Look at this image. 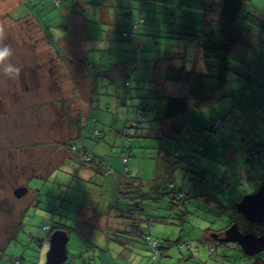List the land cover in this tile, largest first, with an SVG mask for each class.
<instances>
[{"label": "rangeland", "instance_id": "obj_1", "mask_svg": "<svg viewBox=\"0 0 264 264\" xmlns=\"http://www.w3.org/2000/svg\"><path fill=\"white\" fill-rule=\"evenodd\" d=\"M87 1L88 8L82 15L83 20L82 16L74 18L81 30H74L66 19L57 14V9L55 13L51 12L48 9L50 1L47 0L43 1L41 10L34 8L38 1L29 5L30 12H34L29 13L31 17H23L26 13L23 3L7 15L0 11V28L3 29L0 33V50L6 48L9 53L0 62V264H44L49 246L45 227L53 222L74 228L68 238L70 254L65 264H264L262 253L235 257L233 252L239 246L236 242L208 237L212 239L210 242H217L221 246L210 252L209 243L199 241L202 231L209 226L203 224V217L207 221L216 219L210 224L213 229L223 226L226 217L234 219L242 229L249 228L248 223L231 204L234 200L256 191L262 183L264 30L249 26L242 15L248 10L264 19V0H250L245 5L238 23L244 30L254 32V36L248 39L251 46L239 48L232 53L234 69L228 72L227 81L220 89L217 99L207 107L192 110L186 116L185 128L179 135L180 138L172 139L168 134L156 139L132 138L130 134L133 129H130L129 136L124 141L121 136L116 140L114 136L117 132L115 130H122L126 125L127 107L123 104L125 98L129 102L142 101L139 105L135 103L134 107L129 105V115L133 113L132 107L136 110L142 104L150 106V119L143 127L152 125V128H156L160 124L157 112L165 104L166 95L164 89L162 92L156 90L157 82L150 79L153 72L150 58L169 48L171 53L183 51L192 60L197 43L194 40L169 38L168 35L166 38L157 39L159 51L151 45L152 57H147L150 46L145 48L141 52L147 58L144 61L145 68L137 72L144 73L141 80L144 79L146 88L138 96L131 94L124 85L131 59L130 39L133 40L136 32L139 37L147 36L143 35L147 32L141 18L147 16L145 9L148 3L142 0H121L119 15L114 11L113 15H102L99 0ZM180 1L184 11L181 18L176 17L177 25L168 22L170 34L181 32L187 25L198 29L201 24L200 16L190 14L187 9L204 8L202 2L207 0ZM219 1L214 0V3ZM128 2L130 6L127 5ZM13 3L0 0V4L7 6L5 10ZM0 9L3 8L0 6ZM19 16L22 17L20 21H15ZM157 19L163 18L159 15ZM15 23H19L20 27L16 28ZM83 24L86 27L84 46ZM123 30L129 31L125 37L120 35ZM44 35L50 39L48 45ZM63 36L66 38L62 39ZM58 39L68 41L70 49L65 51ZM164 42L167 44L164 45ZM115 43L121 49L120 58L115 53L118 47L112 46ZM74 50L82 51L87 62L86 72L97 80L93 102L96 108L90 110L82 141L77 138L75 145L78 149L74 148L64 156L60 154L66 148L61 149L59 143L62 145L66 141L67 129L63 125L61 110H67L69 105L72 108L78 107L82 100V85L76 86L77 81L74 84L73 77L69 76L67 81L63 75L74 71L71 67L75 62L72 60L82 61L80 54L73 52ZM119 60L127 70L125 73L123 70L120 76L119 70L113 75L111 73L120 64L117 63ZM9 66L23 71V79L18 71L6 72L5 69ZM133 80L131 87L138 79ZM58 83L62 88H58ZM73 84L79 90L78 96L68 98ZM27 86L30 89L24 91ZM159 87L161 86L157 88ZM19 89L21 92H16ZM42 90L47 91L45 96ZM36 92L38 93L35 97H31ZM127 92L129 95L125 96ZM60 95H63L62 98L66 96L69 102L65 101L63 104ZM2 99L5 101L2 102ZM40 100L45 103L39 104ZM85 103L82 100V107H88ZM66 115L69 116L68 111ZM92 118H98L99 121L105 118L107 125L95 127L96 122ZM95 128L98 134H94ZM70 131L73 136L75 129L71 128ZM82 145L92 156L101 158L109 171L114 170V175L93 171L83 165L79 153ZM128 147L133 154L124 161L122 156L129 152ZM160 148L165 150L160 153ZM164 154L175 157L168 162ZM186 156L195 165L186 160ZM128 171L142 181L143 190H149L152 183H157L163 188L162 191L168 193L163 199L145 202V212L153 218L147 228V223L142 224L145 233L158 239L169 238L173 241L180 238L179 240L186 243L184 247L173 244L168 247L165 255L158 258L143 239L132 242L128 234L106 229L108 224L112 226L111 223L121 228V219L112 217L107 222V218L93 215L90 211L89 207L93 205L97 206L98 212H108V204L115 202L120 188L117 183L123 180ZM167 183L189 195L184 203L188 211L187 221L182 225L161 221L155 217L169 213L170 201L177 203L179 208L181 206L172 187ZM20 185L26 186L28 190L23 196L16 197L13 190ZM209 195L218 199L219 210L226 208L224 216L217 213L219 210L216 200L211 201L213 209L208 210L202 204H208L206 196ZM82 205L89 209L83 211V217L87 219L85 222H82ZM160 206L165 207L159 208ZM176 211L179 212L178 209ZM256 224L264 227V222ZM11 234L15 237L8 239ZM108 236L114 240L108 239ZM187 243H190L191 248ZM83 250L85 251L82 253ZM223 251L229 257L224 256ZM240 253H243L242 250Z\"/></svg>", "mask_w": 264, "mask_h": 264}, {"label": "trees", "instance_id": "obj_2", "mask_svg": "<svg viewBox=\"0 0 264 264\" xmlns=\"http://www.w3.org/2000/svg\"><path fill=\"white\" fill-rule=\"evenodd\" d=\"M249 1L250 0H220L218 3H214V0L213 2L207 0L202 2L204 8H196L192 10L187 9V11H190V14H197L200 16L201 24L199 28L194 29L192 25H187L185 26V29L181 32H176L175 34L171 33L168 37H176L181 40H194L196 41L197 46L195 49L194 58L192 60H189L183 51H176L173 53L169 52L170 54L165 56V59L171 61L172 64L167 65L164 69L163 79L165 82L180 83L184 89V94H167L165 96V104L161 107L160 120H176L178 121L177 129L182 131V129L184 130L185 128L186 116L192 110H199L200 108L207 107L209 106V104L213 103L217 99L220 89L227 81L228 72L234 69L233 64L231 62L232 53L238 50L239 48H250L251 46V43L248 39H251L254 36V32H248V30H244L238 23V18L244 10L245 5L248 4ZM182 10L184 11V8ZM211 12H214V14L212 15ZM178 16L179 18H181L182 13L177 15L176 17ZM242 18L249 23V26L254 27L258 30H264V19L261 16L255 14L254 12L247 10L243 13ZM15 20L20 19L17 18ZM132 29H134V26H132ZM131 31L134 32V30ZM128 33V30H123L121 31V36L125 37L128 35ZM134 34V37H136L137 32ZM48 41L50 40L48 39ZM139 50L140 46L138 44L134 45V51L138 52ZM200 62L201 66L199 65ZM129 82V79H125L124 85L128 87ZM61 101L65 103V98H62ZM137 108V117L135 116L136 118L132 119L134 120V125H132L131 123L129 128H136L133 129L136 131L138 129L146 131L145 129H147L148 127L141 126V124L145 122L144 111L146 110V107L142 106ZM78 130L79 131L77 134V138H80L82 127H80V129ZM131 133L132 134L130 135L132 138L144 139L149 137V135H147V132H145L144 134H142L141 132H139L138 134L134 132ZM94 134H98V130L95 129ZM128 134L129 133L122 134L121 137L123 138V141L124 138H128ZM76 143L77 142L74 139H72L71 141L62 142V148L60 142L59 146L61 147V149L65 150L66 148L65 152L60 155L64 154L65 156L72 149H78L75 145ZM128 151L130 152L129 147ZM261 151H264V146L263 148H261ZM79 153L81 155V163L83 165H87L93 171L99 170L100 172H104L105 174L107 173L113 175L114 170L109 171L107 166L102 163V160H100L94 155L92 156L91 152L87 150L83 145L80 146ZM128 153L122 156V159L125 157V159H123L124 161H126ZM185 159L188 160L190 163H193L190 159H188V156H186ZM193 164L195 165V163ZM31 175L34 176L35 173H31ZM118 185L120 186V188L117 191V197L115 198V202L113 204H108V212H98L97 206L92 205L89 207L90 211L96 214V216L107 218V222L111 221L110 218L112 217L121 219V228H119V226L115 227L111 223V227L109 224L107 225V230L109 229L113 232L128 234V237L132 238V240L130 241L139 242L140 239H143V241L149 244L150 248L154 251L153 255H157L158 258L165 255L168 247L173 244L178 246L182 245L183 247L185 246L186 243H183L181 240H179L180 238L172 241L169 238L158 239L156 237H153L149 233H145L144 227L142 226L143 223H147L145 225V228H147L149 224L153 221V218H151L149 213L145 212V202L147 200L157 201L159 199H163L162 197L165 198V195H168V193L162 191V187L158 186L159 188H157L158 184L152 183V187H148L149 190L145 191L142 187V181L139 178L132 176L129 171ZM169 187H172L170 183ZM155 188L156 190H154ZM172 191L174 193V196L177 198V201L180 202V208L177 203H172L170 201V206H168L169 213L155 217L161 221L174 223L176 225H182L184 222L187 221L186 216L188 211L186 210L184 203L189 198V195L183 193L182 190L177 187H172ZM206 197V200H209V202L213 200V197L211 198L210 195ZM239 200L233 201V203L231 204V207L233 209L237 210L236 204ZM164 207L165 206H160L159 208ZM175 207L179 210V212L176 211L177 209ZM89 209H86L84 205H82V215H84V210ZM149 218L150 221L148 222ZM86 220L87 219L83 217L82 222H85ZM125 221H127V223ZM233 223H236L235 220L230 218L225 228L219 230H212V232H209V236L199 241L205 242L210 241L212 239L218 240V235H224L225 229ZM249 224L251 223L248 222V225ZM260 226L261 225L257 224H255L254 226L249 225L248 230H251L255 234L260 235L264 233V227ZM59 228L66 230L68 238L71 231H73L74 229L67 225L65 226L61 224H55L53 222L50 226L45 227L48 232L47 236L49 237V235L54 230ZM243 231L247 232V229H242V232ZM211 235H215L217 237H212V239L208 238L211 237ZM14 237L15 236L12 235L11 237H8V239ZM108 239L114 240L111 236H108ZM127 241L128 240H126V244ZM187 244L188 247L191 248L190 243ZM209 246L210 252L215 251L218 247H221L219 244H217V242ZM237 248L239 251H241L239 246ZM193 249L195 250V248ZM260 253H262V255L264 256V252ZM241 255L242 257H244L243 253H239V255L234 256L238 257Z\"/></svg>", "mask_w": 264, "mask_h": 264}, {"label": "crops", "instance_id": "obj_3", "mask_svg": "<svg viewBox=\"0 0 264 264\" xmlns=\"http://www.w3.org/2000/svg\"><path fill=\"white\" fill-rule=\"evenodd\" d=\"M1 1H3V2H5V1L14 2L13 4L10 5L11 7L7 10H5L7 8V6L4 7V4H0V6L3 8V9H0V11H3V13H6V14H9V12L12 13V10H14L17 6L21 5V3H23L24 6L26 7V9H25L26 13H25V15H23V17H31V16H29V13L33 14L34 12L33 11L30 12L29 5L34 3V1H36V2L38 1L39 3L35 4L34 8H38L41 10L44 6L43 1H45V0H13V1L12 0H1ZM47 1H50V3H48V5L50 6L48 9H50L51 12L55 13V11L57 9L58 10L57 14H59V16H62L63 19H66V21L70 25L73 26L74 30H75V28H79L81 30L80 25H77V23H75L74 18H79L80 16L83 15L85 10L88 8L87 4L89 2L87 0H58V3L55 2L56 0H47ZM28 2H30V3H28ZM99 2H100L99 5H100L102 15H105L106 13L113 15L112 11H114V13L116 15H119L118 10H119V6L122 4L121 0H99ZM142 2L148 3V7L145 9L147 16L146 17L143 16V18H142L143 25L145 26V31L147 32V34H143V35H147V36H143V38H142V35L139 37V34H138L136 37H133V40L130 39L131 40L130 41V43H131V47H130L131 48V59H130V66L128 67L129 74L126 77V79H129V81H130L129 85L127 87V90H130L129 92L131 94H134L137 96L141 92H143L142 90H145V88H146V84H145L144 79L141 80V78L144 76V73L141 74V73L137 72V70L145 68V62L144 61L147 60L146 56L142 55L141 52L145 51V48L150 46V48H151V50L149 49L150 54L147 57H152L153 48L151 45H154L155 49H157V51H159L160 45L156 44L157 39L158 38H166L170 34L168 32V25H167L168 22L175 23L177 20L176 16L183 12V10H182L183 4L180 0H147V1L142 0ZM36 5H38V6H36ZM127 5L130 6V2H128ZM20 13H22V12L20 11ZM212 13L213 12H211V14ZM57 14H55V15H57ZM159 15L162 16V18H163L162 20L157 19V17ZM168 16H170V19H168ZM83 17L84 16H82V20H83ZM17 18L21 19L22 17L19 16ZM19 21L20 20H17V22H19ZM35 22H36V20H35ZM14 25L16 26V28L20 27L19 23H15ZM37 26H39V25H37ZM162 26H164V28ZM20 32H21V30H20ZM85 32H86V27L83 24L82 25V46H84V38H85L84 34H85ZM142 32H144V29ZM161 33H165V34H161ZM63 37L64 38H62V39L66 38L65 36H63ZM110 37H111V35H109V39H110ZM45 38H46L47 45H48V43H49L48 38L46 36H45ZM58 41L60 42L61 47L63 49H65V51H68L70 49V45L68 44V41L65 40L63 42L61 39H58ZM133 44L134 45L138 44L140 46V50L138 52H135L134 49L132 51ZM166 44H167V42H164V45H166ZM78 45L81 46V44H78ZM164 45L162 46V48L164 47ZM112 46L118 47L116 49L115 53H116V57L120 58L121 57V49H119V45L117 43H115ZM73 52H78L80 54L79 58L82 59V61L72 60L73 62H75L74 66L71 67L72 69H74V71L70 70L71 73H69V75H66V74H63V75L65 76V79L67 81H69V76L73 77L74 84L77 81L76 86L79 85V87H80L82 85V100L86 101L85 106L88 105V107H82V100H81L80 105L78 107L72 108L71 105H69L68 107L66 106L67 110L62 109L61 110L62 111L61 116H62L63 125L67 129L66 141H71L72 139H74L77 142L78 141L77 140V134L79 131L78 129H80V127H82V132H81V136H80L81 141H82L83 132H84L85 127L88 124V119L90 117L89 116L90 110L92 108H96V107H94L93 102L95 99L94 97L96 95L98 83H97V80L95 78L89 76L88 73L86 72L87 71V67H86L87 62H85V56H84V54H82V51L74 50ZM73 52H71V53H73ZM110 52H111V49H110ZM169 52H171V51L168 48L166 50H163L161 53L156 54L154 56V58H150V61H152V67H153V72H152V75H150V79H151V81L157 82L156 90H160L161 92L163 89L165 90V95H167V94L182 95V94H184V89L180 83L165 82L163 79L164 69L166 68L167 65L172 64L171 61H168L165 59V56L170 54ZM20 55L21 54L19 53V57H21ZM16 62L19 63L18 60ZM73 62H71V63H73ZM121 62H122L121 60L117 61V63L118 64L120 63V64L117 65L118 67H116V69L111 74L114 75V72H116L118 70H119V72H118L119 76L121 75V72L123 70L125 73V71L127 70V67L126 68L123 67ZM199 65L201 66V62L199 63ZM18 72L21 75V79H23V74H25V73L21 70H19ZM133 79H138V80H136L133 83L134 86L131 87L132 81H134ZM81 81H82V83H81ZM83 83H84V85H83ZM74 84H73L72 90H75V91L71 90V93H73V94L71 95V93H68L69 94L68 98L69 97L70 98L71 97L76 98L78 96L77 91H79V90L76 89L77 87L75 88ZM158 86H161L162 89H161V87L157 88ZM58 88H62L59 86V83H58ZM27 89H30V88L27 86V87H25L24 91H26ZM149 89H153V88H149ZM16 92H21V90L19 89V91H16ZM46 92H47L46 90L45 91L42 90V93L44 94V96L46 95ZM37 93L38 92L34 93L31 97H35V95ZM4 94H5V91L3 92V95ZM65 95L67 96V94H65ZM128 95L129 94L127 92V95H125V96H128ZM60 96H61L60 100H62L63 95H60ZM66 96H65V101L69 102V100H67ZM37 98H39V97H37ZM19 100L21 101V98ZM3 101H5V100L2 99V102ZM42 102H44V100H40L39 104H42ZM128 103H130V104H128ZM135 103H137V102H135V101L129 102L128 98H125L123 104L127 107L126 108V119H125L127 127H126V125L123 126L124 131L121 129L115 130V131H117L116 136H114L115 140L118 137L122 136L123 133H129V131H130L129 126L131 125V123H132V125H134V120H132V119H135L137 117L136 113L138 112V108L136 110H134V108H133L135 106ZM140 103H142V101L138 102L137 104L139 105ZM63 104H64V102H63ZM21 105H23L22 102H21ZM129 105L133 106L132 107L133 113L131 115H129V113H128V110L130 109ZM142 106H144V105L142 104ZM145 107H146V110L144 111V117H145L144 121L147 122L150 119L149 117H150L151 113L148 112L150 106L145 105ZM92 110H94V109H92ZM67 111H68L69 116L66 115ZM134 113H135V115H134ZM160 117H161V107H160L159 111L157 112V119H159V122H160L159 126H157L156 128H152V125H150V127L145 129L146 131H142V130L138 129L137 131L132 130V132L137 133V134L139 132H141L142 134L147 132V135H149L148 138H155L156 139V138H160L161 136H163L165 134H168V135H170V138H172V139H179L180 138L179 135L181 134L183 129H182V131L177 129L178 121L173 120V119L162 121V120H160ZM117 120H118V118H117ZM92 121L96 122L95 127H97V125H100L101 127H105L107 125V122H105L106 121L105 118H102L101 121H99L98 118L95 120L92 118ZM145 122L143 123L142 126H144ZM71 128L75 129L73 136L71 135V133H72L70 131ZM139 139H142V138H139ZM163 150H165V149L160 148V153ZM131 154H133V151L130 148V152L128 153V157H130ZM164 156L168 162L171 161L175 157V156H167L166 154H164ZM128 157H127V159H128ZM99 159L101 160V158H99ZM113 175H114V173H113ZM117 184H119V183H117ZM167 184L169 185V183H167ZM158 186L161 187L160 184L157 185V188H159ZM154 190H156V188ZM213 200L217 201V204H218L217 210H219L220 204L218 202V199L213 198ZM213 200H211V201H213ZM211 201L210 202L208 201V204H205L204 202L203 203L201 202V203L204 204L205 207L209 210V208H211V209L214 208L213 202H211ZM217 213L219 214V216H221V215L224 216V214H226V208H225V210L224 209L219 210ZM93 215H96V214L93 213ZM84 218L86 219V217H84ZM82 219H83V217H82ZM202 219L204 220L203 224H205V225L209 224V226H206L204 231H202V236H201L200 240H203L205 237L209 236L210 235L209 232L210 231L212 232V230H219V229L225 228L226 225L228 224V221L230 220V217H226V220L224 219V221H225L224 225L221 226L220 228H217V229H213L210 226V224L213 223L216 219L212 220V221H207L205 217H203ZM240 223H242V222H240ZM106 234L107 233L105 232V235ZM211 237H215V235H211ZM132 242H134V241H132ZM207 242L209 243V245L214 244L213 242H210V241H207ZM226 249H232V248L226 247ZM232 250H234V249H232ZM84 251L85 250H83L82 253ZM231 252H233V251H231ZM233 253H234V255H239L240 251L237 249V251H235ZM69 254H70V246H69V239H68L67 257L69 256ZM223 255L226 257H229V254L225 253V251H223Z\"/></svg>", "mask_w": 264, "mask_h": 264}, {"label": "water", "instance_id": "obj_4", "mask_svg": "<svg viewBox=\"0 0 264 264\" xmlns=\"http://www.w3.org/2000/svg\"><path fill=\"white\" fill-rule=\"evenodd\" d=\"M27 187L20 185L13 190L16 197L26 194ZM236 209L249 222H264V174L262 183L256 191L246 194L236 204ZM222 241L236 242L243 254L253 255L264 250V233H243L236 223L225 229ZM49 246L45 254L44 264H64L67 259L68 234L65 230H54L48 238Z\"/></svg>", "mask_w": 264, "mask_h": 264}, {"label": "clouds", "instance_id": "obj_5", "mask_svg": "<svg viewBox=\"0 0 264 264\" xmlns=\"http://www.w3.org/2000/svg\"><path fill=\"white\" fill-rule=\"evenodd\" d=\"M2 32H3V29L0 28V33H2ZM8 55H9V53H8V50L6 48L3 50H0V62H3ZM5 71L8 73H12L14 71H18V69H13L12 67L9 66L5 69Z\"/></svg>", "mask_w": 264, "mask_h": 264}, {"label": "flooded vegetation", "instance_id": "obj_6", "mask_svg": "<svg viewBox=\"0 0 264 264\" xmlns=\"http://www.w3.org/2000/svg\"><path fill=\"white\" fill-rule=\"evenodd\" d=\"M245 221H246L247 223L249 222V221H247L246 219H245ZM249 223H251V224H249V225H252V226H254V225L256 224V223H252V222H249ZM237 225H238L239 230L242 231V228H240V224L237 223ZM247 232H253V231L248 230V228H247ZM243 233H246V232L243 231ZM215 237H217V236H215ZM217 238L219 239V237H217ZM262 252H264V250H263Z\"/></svg>", "mask_w": 264, "mask_h": 264}, {"label": "built area", "instance_id": "obj_7", "mask_svg": "<svg viewBox=\"0 0 264 264\" xmlns=\"http://www.w3.org/2000/svg\"><path fill=\"white\" fill-rule=\"evenodd\" d=\"M56 3H58V0H56ZM123 159H125V157Z\"/></svg>", "mask_w": 264, "mask_h": 264}]
</instances>
